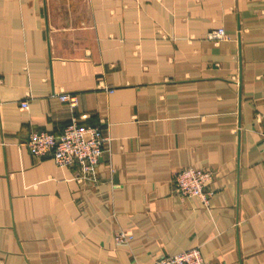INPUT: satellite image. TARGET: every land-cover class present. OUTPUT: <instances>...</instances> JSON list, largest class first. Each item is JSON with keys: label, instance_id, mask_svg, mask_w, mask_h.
<instances>
[{"label": "crops", "instance_id": "obj_1", "mask_svg": "<svg viewBox=\"0 0 264 264\" xmlns=\"http://www.w3.org/2000/svg\"><path fill=\"white\" fill-rule=\"evenodd\" d=\"M0 101V264H264V0H0ZM72 118L109 138L94 182L25 145Z\"/></svg>", "mask_w": 264, "mask_h": 264}, {"label": "built area", "instance_id": "obj_2", "mask_svg": "<svg viewBox=\"0 0 264 264\" xmlns=\"http://www.w3.org/2000/svg\"><path fill=\"white\" fill-rule=\"evenodd\" d=\"M207 38L212 41L227 39L223 29L208 33ZM58 100L70 110L78 104L77 95L59 93ZM1 105V101H0ZM22 109L28 104L20 103ZM109 138L104 135L102 128L80 126L75 118L67 124L59 135L47 132H32L25 143L32 157L36 159L50 158L58 167H73L78 170V176L85 181L94 182L96 168L108 144ZM215 173L205 169L183 168L172 173V183L176 194L181 198L196 197L203 206L209 207L212 191L209 185ZM116 244H128L131 238L125 231H118L113 235ZM152 264H204L199 248H192L175 255L161 257Z\"/></svg>", "mask_w": 264, "mask_h": 264}]
</instances>
